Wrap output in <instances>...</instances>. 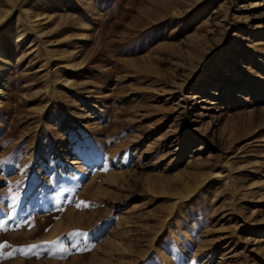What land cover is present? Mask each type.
Returning <instances> with one entry per match:
<instances>
[{
  "label": "rangeland",
  "instance_id": "obj_1",
  "mask_svg": "<svg viewBox=\"0 0 264 264\" xmlns=\"http://www.w3.org/2000/svg\"><path fill=\"white\" fill-rule=\"evenodd\" d=\"M16 11L0 26V254L40 247L0 264H264V0ZM13 196L23 219L7 220Z\"/></svg>",
  "mask_w": 264,
  "mask_h": 264
},
{
  "label": "snow or ice",
  "instance_id": "obj_2",
  "mask_svg": "<svg viewBox=\"0 0 264 264\" xmlns=\"http://www.w3.org/2000/svg\"><path fill=\"white\" fill-rule=\"evenodd\" d=\"M0 163H2V162H0ZM104 170L107 171L106 165H105ZM17 201H18V197L13 196L12 197V205L9 206L12 208V211L7 213V220H12L14 214H16L20 219H23V214L25 213L26 208L24 207L23 203L18 204ZM56 204L59 205V198L56 199ZM82 205H83V202H80V203L76 204V207L80 208ZM84 206H87V205H84ZM17 209H18V211H17ZM4 224H5L4 221H0V231H2L4 229ZM20 226L21 225L19 223L16 225L17 228H19ZM73 238L87 239L88 233L70 232L67 234V237H66L67 243L69 244L71 249H75L77 252H84V251L88 250V246L78 247L77 241L74 240ZM50 246L54 247L56 249V251H60V252L67 251V249H65V240L57 239L55 241H51ZM5 247H7L6 244H0V249H4ZM38 247H40V246H38L36 244H31L27 248H23V247L15 248V249H13V251L8 252L7 256L0 254V260L12 257L16 252H19L22 256L27 257L30 253L33 252L34 249H37ZM92 247H94V245H92Z\"/></svg>",
  "mask_w": 264,
  "mask_h": 264
},
{
  "label": "bare ground",
  "instance_id": "obj_3",
  "mask_svg": "<svg viewBox=\"0 0 264 264\" xmlns=\"http://www.w3.org/2000/svg\"><path fill=\"white\" fill-rule=\"evenodd\" d=\"M235 1V4H237V1L238 0H233ZM17 2L18 0H10L9 4H10V7H9V10L3 12L1 15H0V26L5 24L7 22V20L11 17H14L15 14H17V11H16V5H17ZM231 4V3H230ZM236 7V6H235ZM25 16H27L25 13L26 12H23ZM226 15V14H225ZM229 15V14H228ZM235 15V14H234ZM233 16V15H232ZM229 17V16H228ZM235 17V16H233ZM238 18V17H237ZM16 19L18 21V23L22 24V17L20 15H17L16 16ZM244 20V19H243ZM249 20V19H248ZM242 21V20H241ZM247 20H245L246 22ZM244 22V23H245ZM258 26V25H257ZM256 27V26H255ZM259 27V26H258ZM36 29V28H35ZM37 30V29H36ZM40 30V28H39ZM42 33V32H41ZM38 35V34H37ZM43 36V35H42ZM22 37V36H21ZM41 41V40H40ZM41 42H38V44L40 45ZM42 44V43H41ZM43 49V48H42ZM194 70V69H193ZM55 83V82H54ZM182 86V85H181ZM182 90V89H181ZM181 103H178L177 106H180ZM181 109L183 110V112H185L186 110V105H181ZM211 179V178H210ZM228 257V256H227ZM226 260V259H225ZM222 261V260H221Z\"/></svg>",
  "mask_w": 264,
  "mask_h": 264
}]
</instances>
